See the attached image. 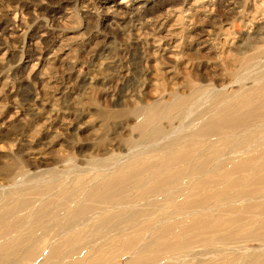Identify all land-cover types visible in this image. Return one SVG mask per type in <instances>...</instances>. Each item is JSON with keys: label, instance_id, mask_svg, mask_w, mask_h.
Wrapping results in <instances>:
<instances>
[{"label": "rangeland", "instance_id": "obj_1", "mask_svg": "<svg viewBox=\"0 0 264 264\" xmlns=\"http://www.w3.org/2000/svg\"><path fill=\"white\" fill-rule=\"evenodd\" d=\"M260 77L264 0H0V231L12 222L25 232L29 215L56 193L80 200L94 176L190 134L195 117L209 112V95H253ZM185 98L192 103L183 116L150 124L163 129L162 139H140L137 124L148 110ZM228 226L223 232L236 228ZM202 232L195 230L194 248L152 253L150 264L176 257L225 264L250 255L264 264V243L208 248ZM69 255L51 263L87 264L85 254ZM132 256L111 264H130Z\"/></svg>", "mask_w": 264, "mask_h": 264}, {"label": "bare ground", "instance_id": "obj_2", "mask_svg": "<svg viewBox=\"0 0 264 264\" xmlns=\"http://www.w3.org/2000/svg\"><path fill=\"white\" fill-rule=\"evenodd\" d=\"M209 96V112L195 117L190 134L173 137L158 152L132 155L112 173L94 176L82 188L80 200L70 198L71 192L43 199L37 211L31 209L35 212L25 232L18 223L5 224L0 264H30L38 258L50 264L75 253L85 254L87 264H111L123 254L133 255L130 264H150L152 253L177 256L194 248L197 229H205L200 243L208 248L264 243V77L257 80L253 95L240 91L232 98ZM191 103L178 99L148 110L137 124L140 139L160 138L163 129L156 122L172 123ZM74 181L77 188L83 186L79 178ZM15 205L19 209L23 204ZM118 224L125 229L115 230ZM227 225L236 228L223 232ZM246 225L253 227L249 234L243 232ZM6 236L11 238L4 240ZM65 243L70 251H64ZM240 258L225 264H262L253 255ZM182 263L176 257L170 264Z\"/></svg>", "mask_w": 264, "mask_h": 264}]
</instances>
